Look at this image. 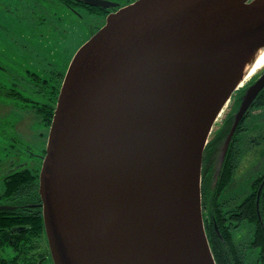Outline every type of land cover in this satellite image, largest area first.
<instances>
[{
	"label": "water",
	"instance_id": "water-1",
	"mask_svg": "<svg viewBox=\"0 0 264 264\" xmlns=\"http://www.w3.org/2000/svg\"><path fill=\"white\" fill-rule=\"evenodd\" d=\"M261 47L264 0H134L107 15L67 67L39 172L53 264H216L203 153L239 87L226 82L234 54ZM263 87L264 71L220 161Z\"/></svg>",
	"mask_w": 264,
	"mask_h": 264
},
{
	"label": "rangeland",
	"instance_id": "rangeland-1",
	"mask_svg": "<svg viewBox=\"0 0 264 264\" xmlns=\"http://www.w3.org/2000/svg\"><path fill=\"white\" fill-rule=\"evenodd\" d=\"M74 12L60 0H0V88L16 87L19 94L31 99V103L24 104L19 96L12 97V101L0 93V161L8 156L35 160L32 154H38L47 141L49 128L35 111V102L45 97L36 92L32 73L40 78L58 71L65 73L80 46L105 22L102 16L85 9L79 14ZM231 102L223 107L208 140L230 110ZM247 132L252 138L251 150L244 152L235 172L242 180L222 195L229 205L245 197L252 179L264 168V118L257 116ZM5 146L8 152L3 150Z\"/></svg>",
	"mask_w": 264,
	"mask_h": 264
},
{
	"label": "trees",
	"instance_id": "trees-1",
	"mask_svg": "<svg viewBox=\"0 0 264 264\" xmlns=\"http://www.w3.org/2000/svg\"><path fill=\"white\" fill-rule=\"evenodd\" d=\"M32 76L31 81L37 86L36 92L45 97L43 101L35 102L37 108L35 111L40 113V119L48 126L53 116L64 72H54L48 78H40L33 73ZM251 82L244 84L231 97L230 110L214 130L213 137L206 144L203 153L201 181L203 220L216 264H264V168L252 179L249 192L240 202L229 205L222 198L224 191L236 185L238 180L235 172L241 152L237 148L239 137L241 133L251 128L248 121L264 114L263 88L237 124L225 155L220 161L221 148L231 129L234 114L240 104V96ZM17 94L16 96L23 100L22 93L17 92ZM24 99L31 100L29 97ZM26 179L31 178L21 172L16 175L15 182L18 183V187H25L26 184L23 185L22 182ZM37 181L38 176L32 180V187L26 186L29 195L33 198L36 194H33L32 190H37ZM261 184L257 202V193Z\"/></svg>",
	"mask_w": 264,
	"mask_h": 264
},
{
	"label": "flooded vegetation",
	"instance_id": "flooded-vegetation-1",
	"mask_svg": "<svg viewBox=\"0 0 264 264\" xmlns=\"http://www.w3.org/2000/svg\"><path fill=\"white\" fill-rule=\"evenodd\" d=\"M60 1L73 12L75 11L74 13L78 12L77 14H79L81 9H85L87 12L97 14L105 19L109 13L133 0H106L112 3L109 7L88 5L80 0ZM15 88L11 87L9 90L0 88V93L4 99L15 101L12 97L18 95L17 92H21L16 91ZM22 97L24 104L31 103L24 99L27 97L24 95ZM258 118L263 119L264 114ZM255 120L256 118L248 121V125L252 127ZM247 131L241 133L239 137L237 146L238 150H241L239 162L244 152L251 150L250 141L252 138L248 137ZM5 149L8 152V147H3V150ZM45 152L46 143L39 149L38 154H32L35 160L33 158L17 160L14 156H8L0 161V182L3 185L0 190V264H53L45 233L42 200L38 190L39 172ZM21 172L31 178L22 182L23 185L26 184L25 187H18V183L15 182L16 175ZM36 176H38L37 190H32L33 194H36L33 198L32 195H29L26 186L32 187V180ZM11 186H13L12 190Z\"/></svg>",
	"mask_w": 264,
	"mask_h": 264
},
{
	"label": "bare ground",
	"instance_id": "bare-ground-1",
	"mask_svg": "<svg viewBox=\"0 0 264 264\" xmlns=\"http://www.w3.org/2000/svg\"><path fill=\"white\" fill-rule=\"evenodd\" d=\"M234 62H236L235 65H233ZM233 63H232L233 67H231L228 70V73L226 74L227 77L226 82L231 81L229 85H232L233 87H237L240 86L244 80H246L244 81V83L249 81L253 76L256 75V72H259V70L262 71L264 69V48L261 47V48L241 50L236 54H234ZM240 75H242V77L238 78V76ZM224 90L227 91L226 88H224ZM228 102H229L228 99H224L221 102L222 106L226 107L228 105ZM220 117L221 114L218 117L217 121L219 120Z\"/></svg>",
	"mask_w": 264,
	"mask_h": 264
}]
</instances>
